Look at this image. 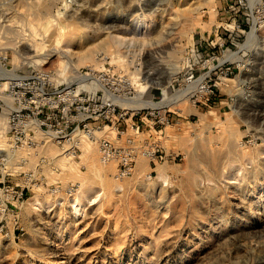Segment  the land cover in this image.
<instances>
[{"label": "rangeland", "instance_id": "obj_1", "mask_svg": "<svg viewBox=\"0 0 264 264\" xmlns=\"http://www.w3.org/2000/svg\"><path fill=\"white\" fill-rule=\"evenodd\" d=\"M183 1L0 0V67L11 80L99 89L123 114L76 134L70 153L43 136L11 149L0 110V264H264V0H189L175 18ZM196 47L242 58L208 102L181 97ZM86 48L93 65L78 59ZM90 70L102 81L80 74ZM128 138L137 156L118 178L97 141L125 148Z\"/></svg>", "mask_w": 264, "mask_h": 264}, {"label": "built area", "instance_id": "obj_2", "mask_svg": "<svg viewBox=\"0 0 264 264\" xmlns=\"http://www.w3.org/2000/svg\"><path fill=\"white\" fill-rule=\"evenodd\" d=\"M262 8L264 12V3ZM222 46L223 44L220 45L221 48ZM224 54L225 51L221 50V57H217L213 53L195 48L191 58L192 64L183 76L186 86L202 78L201 92H193L194 97L208 102L214 96L217 84L223 83L224 80L234 75L231 63L222 59ZM197 71H203V73L196 75ZM80 74L83 76L92 74V80L99 83L100 79L93 70L84 74L80 72ZM212 77H214V83L208 85ZM21 78V80H11L6 83L5 88H0L2 89L0 90V104L3 106L0 110L1 112L7 111L4 136L8 139L11 149L22 148L25 145L35 147L36 137L43 136L61 148L65 144L69 145L68 149L64 148V150L74 153L78 145L76 134L83 133L92 136L101 126H105L104 122H112L110 115L114 116L115 122L123 120V114L115 113L118 107L107 99V95H104L102 90L84 91L79 86L76 87L70 83L55 88L46 78L38 75ZM87 83L92 84V81ZM110 90L112 93L108 91L105 93L118 95L117 88ZM146 116L147 113L144 118ZM114 125L113 123L111 126ZM131 127L138 132V125L133 123ZM134 142V139L128 138L127 146L122 148L114 146L106 139H99L97 146L100 162L102 164L116 162V177L118 178L131 175L132 164L137 156L132 148ZM1 157L0 161H3ZM3 193H7L11 199L13 197L22 198V191L18 194H11L6 190Z\"/></svg>", "mask_w": 264, "mask_h": 264}, {"label": "bare ground", "instance_id": "obj_3", "mask_svg": "<svg viewBox=\"0 0 264 264\" xmlns=\"http://www.w3.org/2000/svg\"><path fill=\"white\" fill-rule=\"evenodd\" d=\"M182 4L185 6L186 5V8H180L176 11V13L174 14L175 15V18H186V14H188L187 12L189 11V8L188 6H191L193 3H191L190 5L189 4V0H184L182 3H181V6ZM258 7V5H256ZM192 7V6H191ZM191 9V8H190ZM192 11V10H191ZM161 19L163 18V16H160ZM256 20V19H255ZM148 22V21H147ZM144 18H140L138 19L136 22H134L133 24V29H136V30H140L141 28L144 29L145 31H147V29L149 28V24L147 23ZM142 29L140 30L141 33H142ZM256 31V28L255 26L253 25V29L251 30V32L248 34V37H247V41L246 43H244L243 46H241V50L242 49H247V48H250L251 44L253 43V41H255V32ZM158 34V33H157ZM117 39V37H115ZM113 40V39H112ZM115 40V39H114ZM117 40H120L117 39ZM110 41V39H109ZM72 42H76L75 39L71 38L69 43H72ZM69 50L67 49L66 51L64 50V54H68L70 53V51L68 52ZM72 52V51H71ZM240 52V51H239ZM54 53L56 54H59V52H56L54 51ZM78 55V54H77ZM224 60H227V61H233V62H241L242 58L240 57L238 51L237 52H229L227 54L224 55ZM77 57V56H76ZM78 59L83 63H86V64H92L93 65V60L91 58V54H90V50L88 48H86V50L84 49V51L78 56ZM62 75H64L63 73H61ZM92 75V74H91ZM90 75V76H91ZM11 76L12 74L9 72V71H6L5 68L0 67V80H3V81H8V80H11ZM200 82H201V79H198L196 80L189 89H187V91H183L181 93V97H187L188 94H190L191 92H201V87H200ZM5 85V83L3 84ZM1 87V86H0ZM1 90V89H0ZM192 94V93H191ZM179 96V95H178ZM179 99V98H178ZM175 101L172 100V102ZM165 102V101H164ZM145 101H138V100H125L123 102V106L126 107H134L136 109H139L141 107H150L151 109H157L159 107H157V105L155 104H152V103H146L144 104ZM171 104V103H170ZM167 106V105H166ZM133 108V109H134ZM131 109V108H130ZM4 118V119H3ZM4 120H5V117H1V125L3 124L4 125ZM72 207V211L74 213H77L78 212V208L80 206V203L78 201V199H76V197L72 198V203L70 205ZM37 207V206H36Z\"/></svg>", "mask_w": 264, "mask_h": 264}]
</instances>
